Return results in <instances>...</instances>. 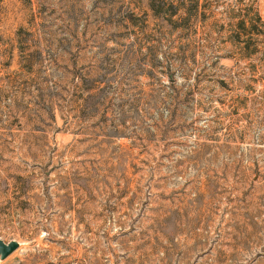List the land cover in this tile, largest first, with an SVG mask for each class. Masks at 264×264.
Returning a JSON list of instances; mask_svg holds the SVG:
<instances>
[{
  "label": "rangeland",
  "instance_id": "obj_1",
  "mask_svg": "<svg viewBox=\"0 0 264 264\" xmlns=\"http://www.w3.org/2000/svg\"><path fill=\"white\" fill-rule=\"evenodd\" d=\"M0 264H264V0H0Z\"/></svg>",
  "mask_w": 264,
  "mask_h": 264
},
{
  "label": "water",
  "instance_id": "obj_2",
  "mask_svg": "<svg viewBox=\"0 0 264 264\" xmlns=\"http://www.w3.org/2000/svg\"><path fill=\"white\" fill-rule=\"evenodd\" d=\"M20 245V241L11 238L9 240H5L0 235V259L6 258L8 255H10L14 250H16Z\"/></svg>",
  "mask_w": 264,
  "mask_h": 264
}]
</instances>
